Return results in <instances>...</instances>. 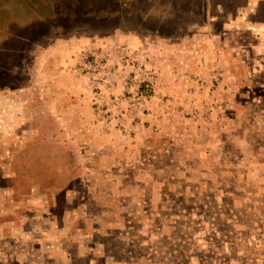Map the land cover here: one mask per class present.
<instances>
[{"label":"rangeland","instance_id":"rangeland-1","mask_svg":"<svg viewBox=\"0 0 264 264\" xmlns=\"http://www.w3.org/2000/svg\"><path fill=\"white\" fill-rule=\"evenodd\" d=\"M49 1L0 0V264H264V0Z\"/></svg>","mask_w":264,"mask_h":264},{"label":"flooded vegetation","instance_id":"flooded-vegetation-1","mask_svg":"<svg viewBox=\"0 0 264 264\" xmlns=\"http://www.w3.org/2000/svg\"><path fill=\"white\" fill-rule=\"evenodd\" d=\"M72 1H74V0H70V4L68 5V6H70V7H68V8H71V7H73L75 4H74V2H72ZM49 2H51V6H52V8L53 9H58V8H60L61 6H63L62 4H61V2H59V0H51V1H49ZM81 6H82V4H81ZM112 17H109V16H104L102 19L104 20V19H106V20H108V19H111Z\"/></svg>","mask_w":264,"mask_h":264},{"label":"crops","instance_id":"crops-1","mask_svg":"<svg viewBox=\"0 0 264 264\" xmlns=\"http://www.w3.org/2000/svg\"><path fill=\"white\" fill-rule=\"evenodd\" d=\"M91 99H89V101H90Z\"/></svg>","mask_w":264,"mask_h":264}]
</instances>
